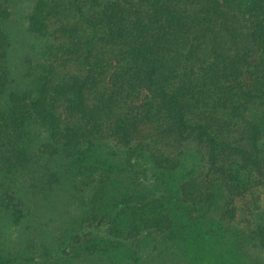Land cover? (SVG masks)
<instances>
[{"label":"trees","instance_id":"trees-1","mask_svg":"<svg viewBox=\"0 0 264 264\" xmlns=\"http://www.w3.org/2000/svg\"><path fill=\"white\" fill-rule=\"evenodd\" d=\"M258 186L264 0H0V264H264V210L232 223Z\"/></svg>","mask_w":264,"mask_h":264},{"label":"rangeland","instance_id":"rangeland-1","mask_svg":"<svg viewBox=\"0 0 264 264\" xmlns=\"http://www.w3.org/2000/svg\"><path fill=\"white\" fill-rule=\"evenodd\" d=\"M23 5H24V1L21 2L20 4V8H19V12L22 15V9H23ZM21 20V19H20ZM15 27L18 28L19 24H17L16 26V22L13 23ZM57 26V23L54 22L53 20H50L49 22V30L52 31L53 29H55ZM19 29V28H18ZM13 35V34H12ZM59 39V38H58ZM53 43L56 44L57 39L53 40ZM16 42V39H15ZM138 138L139 140H144V141H151V143L153 144V148H159L162 147L163 149H165L170 155H175L177 153V150L181 147L183 148L185 146V142L182 143H177V140H174L173 136L170 135V137H167L165 135H161L158 133L157 131V127L155 123L152 124H142L140 126V129L138 131ZM145 138V139H143ZM169 143V145L164 146L165 144ZM190 148L187 149L189 150L187 152V154H189V157L191 159H195L199 157V149H202L203 152L205 153V158L206 159V154L208 153V147L204 148L200 145H197L196 143H191L190 144ZM65 196L68 199L70 198V194L68 192H66V190H63L61 193V199L62 201L65 199ZM61 204L58 205L57 209L62 208V214L64 218H68L70 216V211H74L75 210V203L73 201H69L67 202H62ZM233 204L236 207V217L234 218V220L232 221V223H234L235 225H237L240 228H247L249 226H253L254 224H256L257 219H255L256 214L258 212H261L262 210H264V187L263 186H258L255 189H253L252 192L250 193H246L245 195H241V196H235L233 198ZM220 213H217V217L219 216ZM61 216V215H60ZM59 216V217H60ZM58 221H56V219L51 220L48 222L49 227L56 229L57 227V223ZM0 225L3 226L2 229L5 233H7L9 236H13L15 237V240L18 237V228L19 225H14L9 219H7V222L5 224V222H0ZM0 232H2L0 230ZM10 236V237H11ZM12 238V237H11ZM13 239V238H12ZM218 238L215 239H211V243L208 245V242L210 241V239L208 241H206V244H202L201 245V249L206 248V251L204 250L203 253L205 254L206 252V257L207 258H211V257H226L228 259H231L234 256H236L233 252H231L229 249H221L220 245H216L214 244L216 241H218ZM15 245V246H14ZM13 247L20 250L22 249V243L21 240L17 243V242H13ZM193 252L198 254V250L195 251L193 250ZM263 256H264V251H263ZM200 257L202 258V256L200 255ZM250 262V263H249ZM249 262H245V261H240V264H259L258 262L255 261H249ZM213 262H211L210 264H212Z\"/></svg>","mask_w":264,"mask_h":264}]
</instances>
